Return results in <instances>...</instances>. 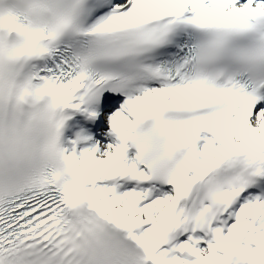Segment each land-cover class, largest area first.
Here are the masks:
<instances>
[{
    "label": "snow or ice",
    "instance_id": "snow-or-ice-1",
    "mask_svg": "<svg viewBox=\"0 0 264 264\" xmlns=\"http://www.w3.org/2000/svg\"><path fill=\"white\" fill-rule=\"evenodd\" d=\"M0 264H264V0H0Z\"/></svg>",
    "mask_w": 264,
    "mask_h": 264
},
{
    "label": "bare ground",
    "instance_id": "bare-ground-1",
    "mask_svg": "<svg viewBox=\"0 0 264 264\" xmlns=\"http://www.w3.org/2000/svg\"><path fill=\"white\" fill-rule=\"evenodd\" d=\"M66 111H72L73 110H66ZM74 117L71 118L70 120H67L65 122V128L62 130V136H61V142L62 144L66 142V139L71 137L75 131L79 130V129H83L84 130V134H89V130L90 128L87 126V124L85 122H83L81 117H84L85 114H81L80 112H74ZM79 124V126H78ZM107 127V126H105ZM102 139V138H99ZM130 151H134V149H130Z\"/></svg>",
    "mask_w": 264,
    "mask_h": 264
}]
</instances>
